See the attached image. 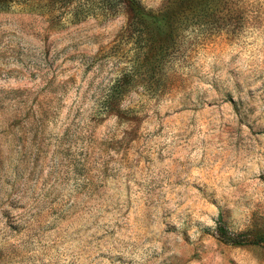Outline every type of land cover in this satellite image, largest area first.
I'll return each instance as SVG.
<instances>
[{
  "label": "rangeland",
  "instance_id": "rangeland-1",
  "mask_svg": "<svg viewBox=\"0 0 264 264\" xmlns=\"http://www.w3.org/2000/svg\"><path fill=\"white\" fill-rule=\"evenodd\" d=\"M57 12L0 7V264H264V0H211L213 32L164 64L122 12Z\"/></svg>",
  "mask_w": 264,
  "mask_h": 264
},
{
  "label": "trees",
  "instance_id": "trees-1",
  "mask_svg": "<svg viewBox=\"0 0 264 264\" xmlns=\"http://www.w3.org/2000/svg\"><path fill=\"white\" fill-rule=\"evenodd\" d=\"M24 1L27 0H0V7ZM210 1L166 0L157 11L146 8L141 0H47V4L49 8L57 10L58 14L63 13L69 21H78L90 15L107 18L124 13V31L135 35L140 42V55L145 60L152 58L151 55L154 58L158 55L159 61L164 64L171 61L175 50L189 39L204 41L213 32L218 22L213 19L214 14L208 12ZM183 9L187 11L183 13ZM134 73L131 66L120 70L102 96L101 103L106 111L120 113L119 104L134 84ZM215 232L221 240L230 244L262 242L260 236L230 232L221 217L216 222Z\"/></svg>",
  "mask_w": 264,
  "mask_h": 264
}]
</instances>
